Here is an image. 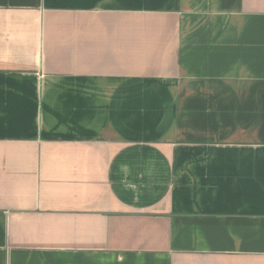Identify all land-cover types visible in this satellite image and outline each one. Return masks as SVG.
<instances>
[{"label": "crops", "instance_id": "obj_1", "mask_svg": "<svg viewBox=\"0 0 264 264\" xmlns=\"http://www.w3.org/2000/svg\"><path fill=\"white\" fill-rule=\"evenodd\" d=\"M0 264H264V0H0Z\"/></svg>", "mask_w": 264, "mask_h": 264}]
</instances>
